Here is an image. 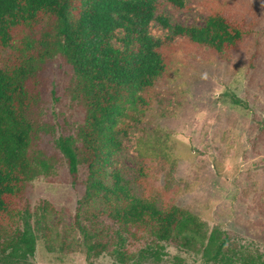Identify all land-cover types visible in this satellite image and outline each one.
<instances>
[{
    "label": "rangeland",
    "instance_id": "374dc122",
    "mask_svg": "<svg viewBox=\"0 0 264 264\" xmlns=\"http://www.w3.org/2000/svg\"><path fill=\"white\" fill-rule=\"evenodd\" d=\"M184 3L181 9L164 2L160 11L172 22L196 26L220 13L243 23L249 33L224 59L187 40L174 43L167 73L122 137L126 148L119 164L137 197L145 192L157 206L187 210L203 223L201 231L195 238L182 235L178 243H160L158 260L149 255L157 244L147 235L126 242L132 256L127 262L118 259L114 243L101 255L88 254L81 227L96 243L114 240L116 226L105 216L88 219L98 208L79 206L87 168L79 166L74 183L57 147V139L75 135L85 119L84 108L70 95L74 70L59 54L47 59L38 74L37 116L45 129L33 150L49 161V170L28 183L19 202L32 215L37 238L34 255L21 264H221L206 253L214 230L229 238L236 264L251 258L264 264V0ZM152 29L157 37L165 33L157 25ZM141 168L146 178L138 182ZM15 225L23 228L24 221L17 219Z\"/></svg>",
    "mask_w": 264,
    "mask_h": 264
},
{
    "label": "trees",
    "instance_id": "16d2710c",
    "mask_svg": "<svg viewBox=\"0 0 264 264\" xmlns=\"http://www.w3.org/2000/svg\"><path fill=\"white\" fill-rule=\"evenodd\" d=\"M164 2L185 7L184 0H0V264H21L36 250L32 215L19 202L28 183L49 170V161L33 150L45 129L37 116L38 74L47 59L59 54L74 70L70 95L84 108L85 119L75 135L58 138L57 147L74 183L79 166L87 168L79 206L98 208L88 219L105 216L116 226L114 240L96 243L81 227L88 254L101 255L114 243L118 259L127 262L132 256L126 242L147 235L157 244L149 255L158 260L160 243H178L182 235L195 238L201 231L203 223L187 210L157 206L145 192L134 194L119 164L126 148L122 137L129 135L130 121L145 111L148 93L167 73L176 41L187 40L224 59L239 49L249 31L220 13L203 26L172 22L160 11ZM155 25L165 32L162 37L154 34ZM145 178L141 168L136 180ZM35 217L39 220L37 212ZM17 219L24 221L23 228L16 227ZM207 248L211 260L236 264L229 238H221L218 230ZM257 262L251 258L242 264Z\"/></svg>",
    "mask_w": 264,
    "mask_h": 264
}]
</instances>
